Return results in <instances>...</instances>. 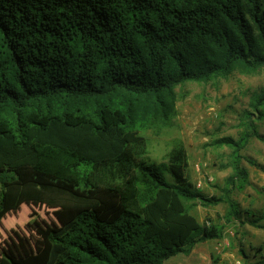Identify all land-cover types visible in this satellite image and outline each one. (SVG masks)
Listing matches in <instances>:
<instances>
[{
	"label": "trees",
	"instance_id": "16d2710c",
	"mask_svg": "<svg viewBox=\"0 0 264 264\" xmlns=\"http://www.w3.org/2000/svg\"><path fill=\"white\" fill-rule=\"evenodd\" d=\"M236 69H264V0H0V225L23 205L56 218L15 236L0 264H164L223 237L196 202L264 231V213L243 220L231 197L249 184L242 151L264 142L252 121L215 141L232 172L211 197L182 143L154 163L140 135L169 123L177 86Z\"/></svg>",
	"mask_w": 264,
	"mask_h": 264
},
{
	"label": "rangeland",
	"instance_id": "374dc122",
	"mask_svg": "<svg viewBox=\"0 0 264 264\" xmlns=\"http://www.w3.org/2000/svg\"><path fill=\"white\" fill-rule=\"evenodd\" d=\"M263 92L264 69L252 72L236 69L226 77L209 82L177 86L175 112L169 123L140 132L146 140L149 160L164 162L165 154L178 142L182 143L189 158L187 173L191 184L206 197L219 196L225 179L232 172L227 167L232 150L215 145V141L227 137L237 140L251 121L258 134L264 136V105L256 113L252 105L254 97ZM242 155L249 184L242 191L234 190L231 197L240 205L242 219L247 220L253 214L264 213V171L247 162L250 159L264 166V142L252 138ZM165 177L168 182L172 181L170 175ZM198 182H201L200 188L196 186ZM190 212L201 225L223 226V237L199 243L189 255H177L164 264H258L260 256H264V231L254 227L247 230V223L243 226L238 222L225 223L227 205L203 206L196 202ZM52 223H56L52 210L23 205L2 220L0 249L15 236H27L39 226Z\"/></svg>",
	"mask_w": 264,
	"mask_h": 264
},
{
	"label": "crops",
	"instance_id": "0c3cea01",
	"mask_svg": "<svg viewBox=\"0 0 264 264\" xmlns=\"http://www.w3.org/2000/svg\"><path fill=\"white\" fill-rule=\"evenodd\" d=\"M252 228H253V227L250 226V225H247V226H246V229H247V230H250V229H252ZM254 229H255V228H254Z\"/></svg>",
	"mask_w": 264,
	"mask_h": 264
},
{
	"label": "built area",
	"instance_id": "2783aa9c",
	"mask_svg": "<svg viewBox=\"0 0 264 264\" xmlns=\"http://www.w3.org/2000/svg\"><path fill=\"white\" fill-rule=\"evenodd\" d=\"M198 188L201 187V182H198V184L196 185Z\"/></svg>",
	"mask_w": 264,
	"mask_h": 264
}]
</instances>
